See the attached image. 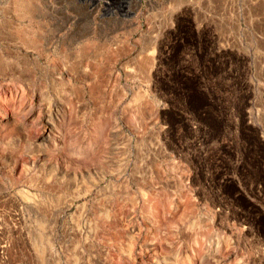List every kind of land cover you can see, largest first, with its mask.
<instances>
[{
	"label": "rangeland",
	"instance_id": "obj_1",
	"mask_svg": "<svg viewBox=\"0 0 264 264\" xmlns=\"http://www.w3.org/2000/svg\"><path fill=\"white\" fill-rule=\"evenodd\" d=\"M183 62L247 126L259 206L210 189L223 170L180 118ZM246 109L264 121V0H0L3 264H264V134Z\"/></svg>",
	"mask_w": 264,
	"mask_h": 264
},
{
	"label": "flooded vegetation",
	"instance_id": "obj_2",
	"mask_svg": "<svg viewBox=\"0 0 264 264\" xmlns=\"http://www.w3.org/2000/svg\"><path fill=\"white\" fill-rule=\"evenodd\" d=\"M194 14L196 17H198L199 10H194ZM188 22L191 23L192 20H189ZM192 25L193 24L189 26ZM193 28L195 29L196 25L193 26ZM186 53H180V56L184 60L187 59L184 58ZM195 69L196 68L193 66H184V62L180 65V88L181 91H184L185 93L182 96V104H180V118L186 122L188 129L191 130L193 136L196 139L198 147H195V158L200 160L205 154L203 150L204 146L210 145L209 153L211 154L210 157L212 164L214 163V167L222 168L221 170H218H223L220 172L217 178L211 179L210 184L213 186H211L210 189L215 192L214 188L225 186V189L231 193L230 199L236 204L245 205V203L251 202L253 205L259 206L257 199L254 200L249 196V190L252 188V186H250L248 184V180L245 179L246 175H248L246 173L247 169H244V159L241 148H238L239 128H243L244 132L246 133L247 126L238 125L237 121L231 120L234 113V106L222 104L219 106L215 105L216 100L214 96L211 95V89H207L204 84L201 85L202 87L200 86V82L205 79V76ZM201 92H203L205 95H208V104H203L201 102V96H203ZM191 94L196 95L198 98L196 103L192 105L193 108L189 106L190 104L186 100V96ZM208 109H213L219 113L224 112L226 117L229 118L225 122L217 125V127L220 128L217 132L211 130V124L208 123V121H205L204 113ZM260 110L262 111L261 107L259 111ZM259 111L257 110L256 113ZM245 112L246 122L252 123L253 121L254 123H252V125H254L261 133L264 134V121H249L248 118L252 119L254 113L251 111L248 112L247 109ZM214 117L221 118L222 116L220 114H215ZM241 132H243L242 129ZM224 161L227 162V166L223 164ZM231 189L233 190L231 191Z\"/></svg>",
	"mask_w": 264,
	"mask_h": 264
},
{
	"label": "built area",
	"instance_id": "obj_3",
	"mask_svg": "<svg viewBox=\"0 0 264 264\" xmlns=\"http://www.w3.org/2000/svg\"><path fill=\"white\" fill-rule=\"evenodd\" d=\"M4 262H6V260H5V256H4V254L2 253V250L0 249V263L3 264Z\"/></svg>",
	"mask_w": 264,
	"mask_h": 264
},
{
	"label": "bare ground",
	"instance_id": "obj_4",
	"mask_svg": "<svg viewBox=\"0 0 264 264\" xmlns=\"http://www.w3.org/2000/svg\"><path fill=\"white\" fill-rule=\"evenodd\" d=\"M33 198V197H32Z\"/></svg>",
	"mask_w": 264,
	"mask_h": 264
}]
</instances>
